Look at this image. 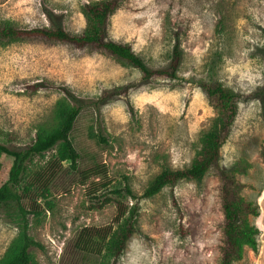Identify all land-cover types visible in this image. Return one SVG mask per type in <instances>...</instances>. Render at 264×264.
Wrapping results in <instances>:
<instances>
[{
	"label": "rangeland",
	"instance_id": "rangeland-1",
	"mask_svg": "<svg viewBox=\"0 0 264 264\" xmlns=\"http://www.w3.org/2000/svg\"><path fill=\"white\" fill-rule=\"evenodd\" d=\"M92 1L0 0V23L78 33ZM177 26L182 58L172 79H143L90 46L0 37L1 142L23 150L38 125L52 124L58 101L80 106L69 134L79 154L75 167L59 163L53 148L34 154L21 173L20 203L29 209L35 200L37 208L26 213L28 233L40 244L29 249L34 264L108 261L98 251L99 236L92 241L86 233L107 237L118 206L133 202L112 189L127 183L139 195L164 167L188 165L216 114L201 82L216 80L242 94L219 164L234 170L241 195L255 202L264 183V0H121L106 30L149 67L161 68ZM11 163V155L0 153V185ZM218 195L208 171L141 198L135 229L115 264H220ZM105 197L111 200L101 205ZM21 219L15 200L0 203V258ZM253 255L246 247L232 264H253Z\"/></svg>",
	"mask_w": 264,
	"mask_h": 264
},
{
	"label": "trees",
	"instance_id": "trees-1",
	"mask_svg": "<svg viewBox=\"0 0 264 264\" xmlns=\"http://www.w3.org/2000/svg\"><path fill=\"white\" fill-rule=\"evenodd\" d=\"M120 5L121 0H95L86 4L83 8L86 25L78 33L69 32L60 26L24 28L16 26L9 20H4L0 23V37L12 39L36 37L65 42L77 47L90 46L136 68L143 79L176 78L182 58L178 40L179 26L175 31L176 39L168 64L161 68H151L129 43L117 42L107 36L108 18ZM200 85L216 111L211 126L200 137V148L194 153L188 165L182 168L164 167L161 169L139 195L134 194L127 183L122 187L112 189L113 193L119 196L126 194L134 200L127 209L118 206L119 214L108 238L103 234L86 233L92 241L95 236L101 239L98 251L103 250V254L108 257V261L102 264H115L122 254L127 239L135 229L138 204L141 198L153 196L164 186L173 185L181 179L198 181L208 171L213 172L218 184V202L221 210L220 264H232L233 261L241 259L246 247L254 255L258 253L260 231L251 217L258 215L259 205L256 201L251 202L243 198L240 193L243 183L238 180L234 170L225 169L219 164L220 148L230 132L242 94L216 80L201 82ZM79 111L80 106L60 100L55 104L52 124L38 125L28 147L16 150L0 141V153L12 156L8 178L0 185V203L15 200L19 210L22 211L19 228L0 258V264H34L29 249L40 244L28 233L26 213L37 208L35 200L29 209L20 203L21 196L17 187L21 173L25 169V162L34 154H42L53 148L56 149L55 157L59 163L68 160L69 165L75 167L79 154L69 134ZM99 138L104 139L102 136ZM110 200L105 197L101 205Z\"/></svg>",
	"mask_w": 264,
	"mask_h": 264
},
{
	"label": "crops",
	"instance_id": "crops-1",
	"mask_svg": "<svg viewBox=\"0 0 264 264\" xmlns=\"http://www.w3.org/2000/svg\"><path fill=\"white\" fill-rule=\"evenodd\" d=\"M259 205V213L253 217L254 224L259 228L260 246L258 253L253 255V264H264V183L254 198Z\"/></svg>",
	"mask_w": 264,
	"mask_h": 264
}]
</instances>
